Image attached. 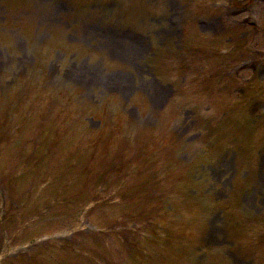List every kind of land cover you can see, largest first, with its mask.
Listing matches in <instances>:
<instances>
[{
	"label": "rangeland",
	"instance_id": "1",
	"mask_svg": "<svg viewBox=\"0 0 264 264\" xmlns=\"http://www.w3.org/2000/svg\"><path fill=\"white\" fill-rule=\"evenodd\" d=\"M214 6L0 0V157L9 147L14 156L3 166L17 176L34 163L39 177L30 183L37 186L66 171L47 167L62 157L58 141L78 142L105 127L108 150L89 155L93 140L80 144L100 168L78 169L65 204H52L47 190L28 210L25 194L13 198L2 183L8 201L0 208V264H264V59L240 65L217 29L229 26L227 17ZM256 10L264 28L262 7ZM257 41L264 47V38ZM234 88L241 92L230 93ZM60 126L66 137L54 144ZM47 129L55 131L44 158ZM121 154L125 175L105 189L87 181H96L101 161L115 167ZM149 174L154 184L138 193ZM180 224L190 228L186 239ZM169 236L176 246L162 242Z\"/></svg>",
	"mask_w": 264,
	"mask_h": 264
}]
</instances>
